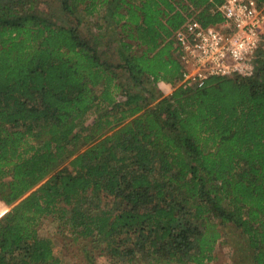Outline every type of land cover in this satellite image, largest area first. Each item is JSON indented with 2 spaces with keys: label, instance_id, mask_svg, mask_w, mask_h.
<instances>
[{
  "label": "trees",
  "instance_id": "obj_1",
  "mask_svg": "<svg viewBox=\"0 0 264 264\" xmlns=\"http://www.w3.org/2000/svg\"><path fill=\"white\" fill-rule=\"evenodd\" d=\"M56 1L75 27L0 0V264H60L53 216L124 264L210 263L232 224L264 264V48L249 78L178 85L174 32L221 0Z\"/></svg>",
  "mask_w": 264,
  "mask_h": 264
},
{
  "label": "built area",
  "instance_id": "obj_2",
  "mask_svg": "<svg viewBox=\"0 0 264 264\" xmlns=\"http://www.w3.org/2000/svg\"><path fill=\"white\" fill-rule=\"evenodd\" d=\"M221 21L202 26L191 15L173 34L180 77L178 85L200 88L213 77L249 78L264 44V1L221 0ZM160 87L167 89V85Z\"/></svg>",
  "mask_w": 264,
  "mask_h": 264
},
{
  "label": "rangeland",
  "instance_id": "obj_3",
  "mask_svg": "<svg viewBox=\"0 0 264 264\" xmlns=\"http://www.w3.org/2000/svg\"><path fill=\"white\" fill-rule=\"evenodd\" d=\"M46 3V4H45ZM58 2L56 0H42L39 5L43 14L45 13L55 25L66 24L75 27L76 21L74 16L70 17L67 14L58 13ZM48 10V11H47ZM99 24V23H98ZM88 25L87 30L85 26ZM78 31L82 37L89 38L95 32V27L85 22L78 27ZM102 34V32H100ZM264 48V44L261 46ZM159 92L167 94L164 87L158 88ZM109 113V107H106ZM104 109H92L84 121V126L93 123L99 116H104ZM103 205L111 208L108 199L103 201ZM4 209L0 211V217L3 215ZM219 232V239L215 246L214 258L212 262L207 264H253L252 253L248 247V243L240 230L232 224L217 225ZM39 232L42 236L51 240L53 245V252L55 257L60 261V264H124L121 263L105 251L98 247L93 248L89 240L83 241L72 234L63 224V222L56 219V217L46 218L40 225ZM90 252V261L85 257L87 252Z\"/></svg>",
  "mask_w": 264,
  "mask_h": 264
}]
</instances>
